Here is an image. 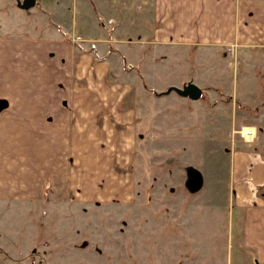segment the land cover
<instances>
[{
	"label": "rangeland",
	"instance_id": "1",
	"mask_svg": "<svg viewBox=\"0 0 264 264\" xmlns=\"http://www.w3.org/2000/svg\"><path fill=\"white\" fill-rule=\"evenodd\" d=\"M37 32L5 42L0 35V192L11 175L9 160L21 149L22 194L37 197L35 212L29 204L23 209L27 228L38 231L37 244L15 260L174 264L181 251L171 247L188 237L159 228L161 217L174 218L170 197L193 193L203 182V194L224 188L231 150L252 148L264 156V48L197 52L166 42H83L66 33L69 66L61 60L69 46L60 49L55 31ZM191 83L201 89L196 101L177 91ZM35 99L61 103L63 137L54 131L49 140L43 128L30 134ZM242 127L255 128L253 140L236 134ZM157 211L165 215L148 216ZM8 219L6 234L16 238L21 220ZM226 239L198 228V264H208L202 246L217 243L218 249ZM164 251L165 260L150 254ZM6 257L0 249V264H12Z\"/></svg>",
	"mask_w": 264,
	"mask_h": 264
},
{
	"label": "crops",
	"instance_id": "2",
	"mask_svg": "<svg viewBox=\"0 0 264 264\" xmlns=\"http://www.w3.org/2000/svg\"><path fill=\"white\" fill-rule=\"evenodd\" d=\"M23 2L24 0H0V35L5 36L3 42L12 36L32 35L39 30H46L47 35L50 31H55L58 39L54 41L62 44V51L69 46L67 39L63 38L66 33L80 35L83 42H166L174 43L175 46L188 45L197 52L208 48H221L222 51L226 49L228 53L234 52L235 47L264 48V0H34L29 8H23ZM29 48L30 45L24 46L23 50ZM65 53L61 60L67 59L71 66L70 55H73V49L69 46ZM65 66L63 63L61 67L64 69ZM118 101L114 104L117 107L116 114L122 108V102ZM40 107L44 109H39ZM30 113L28 120L32 136L39 130L42 131V128L49 140L54 131H61L62 137L64 136L63 123L67 119L61 112V103L35 99ZM102 115L105 119L111 118L106 114ZM88 120L89 118L87 122ZM43 122H46L45 126H39ZM131 123L132 119L126 120L124 126L131 128ZM127 137L129 140L133 138ZM31 141L36 156L37 138L32 137ZM61 147L63 146L57 142V148ZM19 150L16 152L18 157L15 153L9 160L12 165L11 175L4 181L5 184L3 182L0 192V249L7 256L5 262L32 264L30 260H17L28 252L30 244V248L37 244L39 235L34 225V229L25 225V204L33 208L32 203H37V197L22 194ZM226 159L228 179L224 188L216 193L203 194V182L201 189L193 193L170 197L177 208L172 213L174 218L169 221L166 217H161L159 228L171 227L188 237L186 243H177L171 247L181 251L174 264H198L199 249L194 243L198 228L215 236H230L221 248L213 247L217 243L202 246L208 264H264V156L251 148L231 150L227 152ZM2 162L0 156V165ZM32 162L36 163L37 158ZM64 162L65 160L63 164ZM125 183L127 186V180ZM132 184L130 181L129 186ZM192 185L195 186L194 182ZM35 211L33 208V212ZM164 212L157 211L148 216L156 215L159 218L162 214L165 215ZM10 215L21 220L17 229L15 227L16 238H12V235L9 238L6 234L8 232L5 229L11 228H7ZM33 221L31 220V224ZM150 254L156 260L167 258L165 251L161 255ZM50 262L46 258L45 264H53ZM147 264L155 262L149 258Z\"/></svg>",
	"mask_w": 264,
	"mask_h": 264
},
{
	"label": "water",
	"instance_id": "3",
	"mask_svg": "<svg viewBox=\"0 0 264 264\" xmlns=\"http://www.w3.org/2000/svg\"><path fill=\"white\" fill-rule=\"evenodd\" d=\"M34 4V0H24L22 7L29 8ZM182 96H188L192 100H197L201 96V89L191 83L188 84L183 90H177Z\"/></svg>",
	"mask_w": 264,
	"mask_h": 264
},
{
	"label": "built area",
	"instance_id": "4",
	"mask_svg": "<svg viewBox=\"0 0 264 264\" xmlns=\"http://www.w3.org/2000/svg\"><path fill=\"white\" fill-rule=\"evenodd\" d=\"M236 134L245 141H251L256 135V130L252 127H242L236 131Z\"/></svg>",
	"mask_w": 264,
	"mask_h": 264
}]
</instances>
